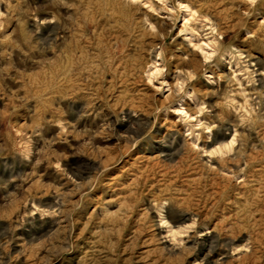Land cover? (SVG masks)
Masks as SVG:
<instances>
[{"label": "rangeland", "instance_id": "1", "mask_svg": "<svg viewBox=\"0 0 264 264\" xmlns=\"http://www.w3.org/2000/svg\"><path fill=\"white\" fill-rule=\"evenodd\" d=\"M0 264H264V0H0Z\"/></svg>", "mask_w": 264, "mask_h": 264}, {"label": "bare ground", "instance_id": "2", "mask_svg": "<svg viewBox=\"0 0 264 264\" xmlns=\"http://www.w3.org/2000/svg\"><path fill=\"white\" fill-rule=\"evenodd\" d=\"M70 66H74L73 63H71ZM243 177H244V176H243ZM251 177H252V176H251ZM251 177H250V178H251ZM260 178H261V177H260ZM251 179H252V178H251ZM245 181H246V180H245ZM245 183H246V182H245ZM236 214H237V213H236Z\"/></svg>", "mask_w": 264, "mask_h": 264}]
</instances>
